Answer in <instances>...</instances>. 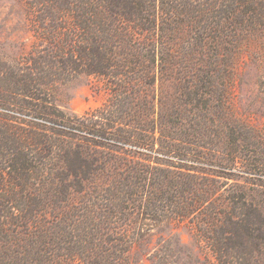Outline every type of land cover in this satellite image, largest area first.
I'll return each mask as SVG.
<instances>
[{
    "label": "trees",
    "instance_id": "trees-1",
    "mask_svg": "<svg viewBox=\"0 0 264 264\" xmlns=\"http://www.w3.org/2000/svg\"><path fill=\"white\" fill-rule=\"evenodd\" d=\"M26 2L43 40L0 79V264H132L173 223L215 264H264V163L230 103L243 66L264 68V0ZM78 75L104 84L97 114L41 103Z\"/></svg>",
    "mask_w": 264,
    "mask_h": 264
},
{
    "label": "rangeland",
    "instance_id": "rangeland-1",
    "mask_svg": "<svg viewBox=\"0 0 264 264\" xmlns=\"http://www.w3.org/2000/svg\"><path fill=\"white\" fill-rule=\"evenodd\" d=\"M40 29L41 26L31 14L26 0H0V79L6 77L9 68L18 71L25 65L30 55L40 47L43 40ZM263 70V67L253 64L243 66L242 72L239 71L235 78V91L230 103L233 107V117L242 121L246 138L249 140L244 145V155H253L256 160L264 163V85L259 80ZM5 87V84L0 86V91L6 90ZM107 97L104 84L99 79L78 75L56 85L49 95H42L44 101L41 103H48L49 106L53 104L71 118L84 119L97 114L105 106ZM0 105H3L2 101ZM1 109V115L8 114ZM5 117L23 122L31 121L30 116H22L15 111H11L10 115ZM76 143L81 142L76 141ZM98 151L110 154L113 160L117 157L123 158L128 153L127 150H113L111 147L99 148ZM239 168H241L240 164L237 165L236 170ZM234 179H238L239 184H244V178L234 176ZM262 179L264 180V175ZM225 181L219 179V183L227 185V188L235 185V180H230L228 183ZM257 190L264 192V188L258 187ZM170 240L175 242L173 244L175 248L169 258L170 261H174L172 263L215 264L214 257L201 248L195 233L186 223L180 226L173 223L157 229L148 241L133 251L132 264H153L150 258L152 253ZM176 246L181 247V253ZM175 256L178 258L175 259Z\"/></svg>",
    "mask_w": 264,
    "mask_h": 264
}]
</instances>
